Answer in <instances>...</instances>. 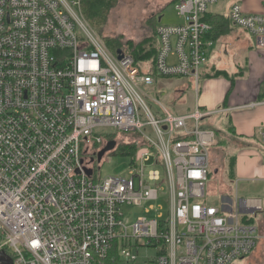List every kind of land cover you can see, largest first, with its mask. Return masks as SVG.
<instances>
[{
	"label": "built area",
	"instance_id": "built-area-1",
	"mask_svg": "<svg viewBox=\"0 0 264 264\" xmlns=\"http://www.w3.org/2000/svg\"><path fill=\"white\" fill-rule=\"evenodd\" d=\"M219 1L179 0L182 23L157 25L146 72L127 49L106 46L82 0H0V250L13 264H136L143 249L155 253L141 264H236L252 255L261 231L251 215L262 200L208 204L218 141L201 121L212 113L175 114L156 101L157 116L145 99L156 77L197 87L212 44L206 15ZM229 16L264 49V12L235 2ZM260 136L264 143V128ZM110 141L100 162L135 150L127 175L101 178L85 154ZM130 205L157 213L128 223Z\"/></svg>",
	"mask_w": 264,
	"mask_h": 264
},
{
	"label": "crops",
	"instance_id": "crops-1",
	"mask_svg": "<svg viewBox=\"0 0 264 264\" xmlns=\"http://www.w3.org/2000/svg\"><path fill=\"white\" fill-rule=\"evenodd\" d=\"M178 1L162 0L160 12L170 4H175L176 6ZM117 2L116 0V5ZM235 2L241 3L247 13L264 12V0H234L233 3ZM233 3L230 0H220L213 5L220 4L223 7L227 6L226 13L214 12L212 10H209L207 13V15L218 14L224 23L218 28L213 26L212 31L208 35V39L212 41V44L206 47L207 61L200 68L197 87L195 81L191 79H187V81L185 79H173L175 77H156L154 84L145 86L144 89L149 95L150 90H146L147 88H151V91H154L153 87L155 91L165 93L169 86H174L172 92L178 95L177 101L182 100V102H186L184 100V98L187 99L185 96L186 89L188 86H191L194 91V93H191L196 96L197 102L193 109L188 111L192 112L198 107L203 111L212 113L203 120L205 121L204 128L214 130L218 141L217 145L211 149L213 176L222 167L220 166L223 162L222 157L229 154L226 151V145H229V148L234 151L229 158V175L235 184V195H238V182L241 179H252L256 183H259L261 188L256 191L258 193L257 196L249 198L261 199L264 207V144L260 136L261 129L264 128V49L257 48L256 37L252 33L231 24L229 14ZM207 15L206 18H209ZM157 25L156 22L155 29ZM226 27H229V32H225ZM237 30H243L248 38V43L244 46L240 56L237 57L223 43L220 46L217 45L214 49L216 40L226 39L227 37H222L228 36L229 33ZM237 33L240 32L237 31ZM239 38H237L238 41H240ZM157 45L158 42L154 30L152 55L148 59H138L142 61V64H145L143 69L146 72L153 70V58L156 54ZM201 77L203 78V91L200 88ZM163 79L167 81L162 83ZM180 81L182 84L179 83ZM192 83L195 84V87ZM156 101L163 104L160 100L154 99V102L157 104ZM163 105L170 110L165 104ZM175 114L187 113L181 112ZM206 123L209 124L206 125ZM215 164L218 166H215ZM211 190L215 192L213 189ZM251 220L255 222L253 217H251ZM258 226H260V231H263L264 219L260 221ZM250 257L251 255L248 258Z\"/></svg>",
	"mask_w": 264,
	"mask_h": 264
},
{
	"label": "rangeland",
	"instance_id": "rangeland-1",
	"mask_svg": "<svg viewBox=\"0 0 264 264\" xmlns=\"http://www.w3.org/2000/svg\"><path fill=\"white\" fill-rule=\"evenodd\" d=\"M117 5L113 9L109 11L108 18L104 26L102 27V31L99 32L101 37L106 43V46L110 49H113L107 43V39L118 38L121 41V45L119 47L127 49L130 53L133 54V50H137L138 54L144 55L148 53L153 46V33L155 30L156 22L158 25H176L182 23V19L178 17L175 4H170L163 11L160 12V8L162 7V0H117ZM234 0H230L233 3ZM116 2V1H115ZM227 7V6H226ZM226 7H223L220 4L212 5L209 10L214 12H225ZM160 12V13H159ZM239 28V27H238ZM94 29V28H93ZM242 29V28H239ZM95 30V29H94ZM244 30V29H243ZM243 30L232 31L229 33L226 39L216 40L214 44L215 47L220 44H224L229 47L233 53L238 57L241 55V51L244 49L248 38L246 37V33ZM96 31V30H95ZM97 32V31H96ZM229 32V27H226V31ZM248 35V34H247ZM240 37V41L237 38ZM116 47V46H115ZM114 47V48H115ZM118 47V46H117ZM240 50V51H238ZM235 57V56H232ZM235 57V58H237ZM241 59V58H240ZM142 68L145 67V64H141ZM173 79H185L188 78H178L175 77ZM167 80L163 79L162 83H165ZM188 81V80H187ZM182 84V82H179ZM203 78H200V88L201 91L204 90ZM195 87V84L192 83ZM151 91V88H147L146 90H150L148 96H145L146 102L148 103L150 109L153 113L159 116L160 108L159 105L154 102V99L160 100L163 104H165L171 111L174 113H188L190 112L197 102L196 96L192 94L194 93L191 86H188L186 89V98L184 100L186 102L177 101L178 95L172 92L174 90V86H169L167 91L163 93L162 91ZM173 93V95H172ZM171 95V96H169ZM168 97V98H167ZM176 100V101H175ZM190 110V111H188ZM205 121L201 122V127L204 128ZM209 123H206V125ZM127 134V133H124ZM264 144V143H263ZM226 151L229 153L226 156L222 157L223 162L220 166L221 169H218L219 172L215 174L212 180L208 182V189H213L217 195H214L213 199L210 198L208 204H216L221 205V200L223 198L227 199L234 198L236 195L235 184L231 180L229 175V162L230 155L234 151L229 148V145H226ZM92 150H90L91 152ZM98 153H90L85 154L88 161H93L95 165L94 169L96 170L95 174L100 176L101 178H105L107 176H115V175H127L129 170L130 159L126 156L120 155L118 153H110L106 156V159L103 162H100L98 159ZM221 158V157H220ZM215 166H218L215 164ZM213 167V165H212ZM238 167V166H237ZM239 168V167H238ZM215 170V169H214ZM100 174V175H99ZM237 174V172H236ZM238 195L239 198L245 199L249 197L257 196V190L261 188L259 183L252 179H241L238 182ZM231 188V189H230ZM159 203H164L162 200ZM158 204V202H155ZM123 211L125 213V217L128 219V223H133L137 219L143 216H155L156 211L151 210L149 213L146 212L144 207L140 206H126L123 207ZM256 224L259 225L260 221L264 219V212H260L259 214L251 215ZM155 253L154 249L149 251L143 249L138 253V259L136 264L144 263L147 260V257H153ZM250 258L244 259L242 261H238L236 264H264V228L261 231V239L258 241L256 249L253 252ZM133 264V263H129Z\"/></svg>",
	"mask_w": 264,
	"mask_h": 264
},
{
	"label": "trees",
	"instance_id": "trees-1",
	"mask_svg": "<svg viewBox=\"0 0 264 264\" xmlns=\"http://www.w3.org/2000/svg\"><path fill=\"white\" fill-rule=\"evenodd\" d=\"M115 1L116 0H82L83 13L89 24L97 31L98 34H100L99 32L102 31V27L108 19L109 11L115 7ZM207 16H209V18L207 17V20H209L213 24V26H215V28L222 26L224 23L223 19L218 14ZM107 43L108 45L113 47V49H111L113 51L121 48L119 47L121 45V41L118 38L107 39ZM152 53L153 48H151L150 51L148 53H145L144 55L138 54V51L135 49L133 50V55L137 60L140 58L148 59L152 55ZM126 149L121 147L119 151H123L125 153L124 156H129L132 155L135 150L133 147H131L129 150Z\"/></svg>",
	"mask_w": 264,
	"mask_h": 264
},
{
	"label": "water",
	"instance_id": "water-1",
	"mask_svg": "<svg viewBox=\"0 0 264 264\" xmlns=\"http://www.w3.org/2000/svg\"><path fill=\"white\" fill-rule=\"evenodd\" d=\"M117 52L122 54L123 51L121 49H118ZM121 56L122 55H120L119 57H121ZM114 146H115V142L110 141L106 145V147L99 152L98 159L101 160V158L105 154V152L108 150H111L112 148H114ZM85 172L87 174H91L92 171L89 168H85ZM0 264H13L12 258L9 255H7L3 250H0Z\"/></svg>",
	"mask_w": 264,
	"mask_h": 264
},
{
	"label": "bare ground",
	"instance_id": "bare-ground-1",
	"mask_svg": "<svg viewBox=\"0 0 264 264\" xmlns=\"http://www.w3.org/2000/svg\"><path fill=\"white\" fill-rule=\"evenodd\" d=\"M93 162V161H92ZM96 171V170H95ZM100 175V174H99Z\"/></svg>",
	"mask_w": 264,
	"mask_h": 264
}]
</instances>
